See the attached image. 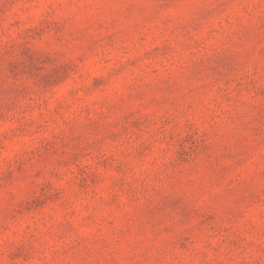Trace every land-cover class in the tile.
Segmentation results:
<instances>
[{
  "label": "rangeland",
  "instance_id": "1",
  "mask_svg": "<svg viewBox=\"0 0 264 264\" xmlns=\"http://www.w3.org/2000/svg\"><path fill=\"white\" fill-rule=\"evenodd\" d=\"M0 264H264V0H0Z\"/></svg>",
  "mask_w": 264,
  "mask_h": 264
}]
</instances>
